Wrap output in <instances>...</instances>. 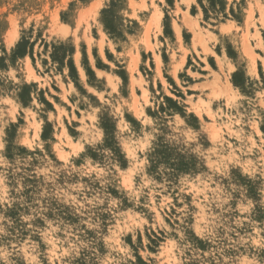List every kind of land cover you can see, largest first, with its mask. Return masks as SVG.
Segmentation results:
<instances>
[{
    "label": "rangeland",
    "instance_id": "obj_1",
    "mask_svg": "<svg viewBox=\"0 0 264 264\" xmlns=\"http://www.w3.org/2000/svg\"><path fill=\"white\" fill-rule=\"evenodd\" d=\"M191 1L0 0V264H264V0Z\"/></svg>",
    "mask_w": 264,
    "mask_h": 264
},
{
    "label": "crops",
    "instance_id": "obj_2",
    "mask_svg": "<svg viewBox=\"0 0 264 264\" xmlns=\"http://www.w3.org/2000/svg\"><path fill=\"white\" fill-rule=\"evenodd\" d=\"M194 1L195 0H192L191 1V4H193L194 3ZM186 11V10H185ZM178 19H180V17L178 16ZM192 19H194L193 18V16L192 15H189L188 14V16H186V18H185V23L186 24H194V20H192ZM236 27H237V32H236V36H234V38H235V40H231V42L232 43H235L236 44V53H237V58H240V57H242L243 58V56H244V54H243V46H242V41H241V36H242V34H244L245 33V28H244V26H243V24L241 25V26H237V24H236ZM249 33H250V35H254V30L252 29V28H250V31H249ZM258 33H259V36L260 37H258L257 35L255 36V37H252L248 42H249V44L247 43H245L246 44V48H249V49H252V53H253V57H254V63H255V67L257 66V61H260V58H261V56H260V54L259 53H257L256 52V50H259L260 49V47H263L264 48V39H263V37L261 36V32L260 31H258ZM176 34V33H175ZM180 35H181V33H180ZM178 36L176 35V38H177ZM79 54V57H80V53H78ZM219 58L220 59H224V61H223V63L225 64V63H227V62H233V60L232 59H229L228 57H227V55H221V57L219 56ZM90 59V58H89ZM247 60V61H246ZM75 64H77V67H78V70H79V72H80V76L82 75H85V73H84V71H83V69L80 67V64H79V59H78V55L75 57ZM217 65H218V63H216ZM91 67L94 69V71H95V73H102V71L100 70V69H96V68H94V64L91 62ZM203 68L204 69H206V66L204 65L203 66ZM249 69H250V71H251V73L253 74L254 72H255V68L253 67V64L251 63V61H249L248 59H245V65H244V71H245V73L247 74V75H249ZM254 75V74H253Z\"/></svg>",
    "mask_w": 264,
    "mask_h": 264
},
{
    "label": "trees",
    "instance_id": "obj_3",
    "mask_svg": "<svg viewBox=\"0 0 264 264\" xmlns=\"http://www.w3.org/2000/svg\"><path fill=\"white\" fill-rule=\"evenodd\" d=\"M25 54V52L24 53H22V55H24ZM21 55V56H22ZM68 67H69V70H70V72L72 73V72H75V70H74V66H73V64H72V61L71 60H69L68 61ZM88 72H90V70L89 69H87V73Z\"/></svg>",
    "mask_w": 264,
    "mask_h": 264
},
{
    "label": "bare ground",
    "instance_id": "obj_4",
    "mask_svg": "<svg viewBox=\"0 0 264 264\" xmlns=\"http://www.w3.org/2000/svg\"><path fill=\"white\" fill-rule=\"evenodd\" d=\"M262 11H263V9H262ZM156 16H157V15H156ZM156 19H157V25L160 26V16H158Z\"/></svg>",
    "mask_w": 264,
    "mask_h": 264
}]
</instances>
